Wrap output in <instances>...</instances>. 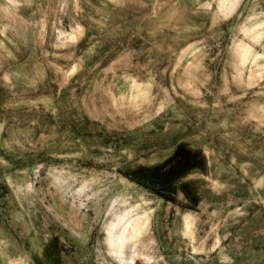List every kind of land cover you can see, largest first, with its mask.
<instances>
[{"label":"rangeland","instance_id":"1","mask_svg":"<svg viewBox=\"0 0 264 264\" xmlns=\"http://www.w3.org/2000/svg\"><path fill=\"white\" fill-rule=\"evenodd\" d=\"M0 264H264V0H0Z\"/></svg>","mask_w":264,"mask_h":264},{"label":"bare ground","instance_id":"2","mask_svg":"<svg viewBox=\"0 0 264 264\" xmlns=\"http://www.w3.org/2000/svg\"><path fill=\"white\" fill-rule=\"evenodd\" d=\"M136 226L137 224L133 222V220H129L127 223H125L122 226V230L120 232V235L118 236V240L120 241V246H122L123 242L127 240L130 237V235L132 236V232H130V230L133 232L136 231ZM120 254H123L122 250L120 251ZM131 261L133 262V257H131Z\"/></svg>","mask_w":264,"mask_h":264}]
</instances>
